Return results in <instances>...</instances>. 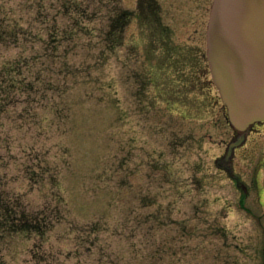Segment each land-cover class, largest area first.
Instances as JSON below:
<instances>
[{"label": "rangeland", "instance_id": "obj_1", "mask_svg": "<svg viewBox=\"0 0 264 264\" xmlns=\"http://www.w3.org/2000/svg\"><path fill=\"white\" fill-rule=\"evenodd\" d=\"M212 2L0 0V264H264V120L219 166Z\"/></svg>", "mask_w": 264, "mask_h": 264}, {"label": "water", "instance_id": "obj_2", "mask_svg": "<svg viewBox=\"0 0 264 264\" xmlns=\"http://www.w3.org/2000/svg\"><path fill=\"white\" fill-rule=\"evenodd\" d=\"M211 80L236 138L228 161L252 124L264 120V0H213L206 28Z\"/></svg>", "mask_w": 264, "mask_h": 264}, {"label": "trees", "instance_id": "obj_3", "mask_svg": "<svg viewBox=\"0 0 264 264\" xmlns=\"http://www.w3.org/2000/svg\"><path fill=\"white\" fill-rule=\"evenodd\" d=\"M151 13L152 14H156V11L153 9V8H151ZM126 17L128 18L129 16H127V14H126V11H122L121 13H119L117 16H115V17H113V19H110V26H109V31H108V33L112 36V38H113V40H117V37H118V25L119 24H121L122 23V21H126L127 19H126ZM120 26V25H119ZM2 30V29H1ZM1 32V31H0ZM5 32H1V34H4ZM110 36V37H111ZM16 70L15 69H13L11 72H13V74L12 75H10V79H11V84H13V87H16L17 85H16V81L15 80H17L16 79V72H15ZM11 86V85H10ZM17 89H20V87H17ZM3 217H5V214H3L2 215ZM7 216V215H6ZM22 216L24 217V218H22V224H23V226L22 225H20V223H18V221H16L15 222V225H14V227H16V224H17V226H18V228H19V230L20 229H23V230H27L28 228V230H30L31 232H33V233H35V234H37L38 233V236H40V233H41V231H42V228H43V225H42V223H41V220L42 219H39V218H36V217H32V218H25V216H24V214L22 213ZM18 220H20V219H18ZM9 226H11V224L9 225Z\"/></svg>", "mask_w": 264, "mask_h": 264}, {"label": "flooded vegetation", "instance_id": "obj_4", "mask_svg": "<svg viewBox=\"0 0 264 264\" xmlns=\"http://www.w3.org/2000/svg\"><path fill=\"white\" fill-rule=\"evenodd\" d=\"M234 131H235V134L238 135L239 132L236 131V130H234ZM247 131H250V130H247ZM247 131H246V132H247ZM235 137H236V136H235ZM235 137H234V139H235ZM243 142H244V141H243ZM243 142H242L241 145L244 144ZM241 145H238V146H236V147L233 149L232 154H231V156H230V158H229V161H230V159H233V156H234V153H235V149L238 148V147H240ZM223 158H224V157H223ZM223 158H222V159H223ZM229 161H228V162H224V161H223V162H222V161L220 162V161H218V163L220 162V163H219V166H220V165H222L223 167L225 166L226 169H227V170L229 169L228 171L231 172V171H230V166H229V164H228ZM226 169H223V170H226ZM230 175H231V174H230ZM234 180H235V179H234Z\"/></svg>", "mask_w": 264, "mask_h": 264}]
</instances>
